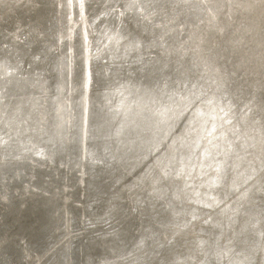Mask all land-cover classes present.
I'll return each instance as SVG.
<instances>
[{
  "label": "bare ground",
  "instance_id": "obj_1",
  "mask_svg": "<svg viewBox=\"0 0 264 264\" xmlns=\"http://www.w3.org/2000/svg\"><path fill=\"white\" fill-rule=\"evenodd\" d=\"M165 251L264 264V0H0V264Z\"/></svg>",
  "mask_w": 264,
  "mask_h": 264
},
{
  "label": "rangeland",
  "instance_id": "obj_2",
  "mask_svg": "<svg viewBox=\"0 0 264 264\" xmlns=\"http://www.w3.org/2000/svg\"><path fill=\"white\" fill-rule=\"evenodd\" d=\"M27 212V211H26ZM27 214V216L28 217H30L29 216V214H28V212L26 213ZM20 223V222H19ZM32 224H33V222H32ZM35 236H41V234H34ZM140 239V238H139ZM38 244H41V242H39ZM127 244V243H126ZM139 244H141L140 242H138L137 241V239L136 240H134V242H133V246H134V248L137 246V245H139ZM77 251V253L80 251H78V249H76ZM175 251V247L173 246L171 249L169 248V250L168 251ZM166 253H168L167 251H165V252H163V253H161V256L160 257H158L157 255H153V254H150L148 257H147V262H148V264H174L175 262H176V258H172V257H167L166 256ZM123 255H128V254H122V255H118L119 256V258L121 257V256H123ZM67 257H68V255H67ZM102 258V257H101ZM65 260H67L65 257L62 259L61 258V256H58L56 259H55V264H64V261ZM74 263H76V264H79L78 262H76V260H74L73 261ZM67 264H69L68 263V260H67ZM71 264V263H70Z\"/></svg>",
  "mask_w": 264,
  "mask_h": 264
}]
</instances>
